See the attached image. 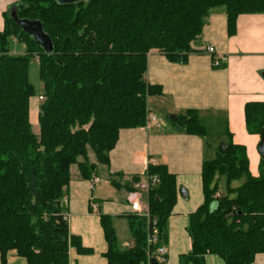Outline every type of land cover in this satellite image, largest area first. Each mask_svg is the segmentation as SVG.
<instances>
[{
	"label": "trees",
	"instance_id": "16d2710c",
	"mask_svg": "<svg viewBox=\"0 0 264 264\" xmlns=\"http://www.w3.org/2000/svg\"><path fill=\"white\" fill-rule=\"evenodd\" d=\"M224 8L230 34L241 14L264 13V0H19L5 15L0 32V253L2 264L15 250L28 264H69V252L89 254L79 236L70 232L64 197L71 167L90 178L97 162L109 164V153L123 129L142 127L150 113L148 99L162 87L147 80L148 56L158 51L171 60L186 61L199 50L192 42L202 34L212 11ZM40 20L54 44L45 53L11 16ZM26 45L13 53V39ZM38 58V59H37ZM38 64L42 93L30 81ZM40 96L34 132L30 100ZM251 133L264 128V103L246 104ZM188 133L206 135L195 110L178 118ZM82 158V159H80ZM160 181L148 194L150 222L128 216L133 243L121 248L112 217L101 214L108 264H149L150 256L168 242L169 218L178 197L175 174L165 165L149 166ZM226 178L227 193L217 195ZM243 180L234 187L233 183ZM204 201L191 214L192 240L181 264H207L209 254L226 264H251L264 253V167L249 171L246 148L228 143L202 166ZM156 220L158 241L148 243L149 224ZM162 264H165L162 262Z\"/></svg>",
	"mask_w": 264,
	"mask_h": 264
},
{
	"label": "crops",
	"instance_id": "0c3cea01",
	"mask_svg": "<svg viewBox=\"0 0 264 264\" xmlns=\"http://www.w3.org/2000/svg\"><path fill=\"white\" fill-rule=\"evenodd\" d=\"M18 2L0 0V32L5 27L6 13ZM210 45L215 48L214 55L206 50ZM192 47L199 51L184 62L171 60L158 51L148 56L147 80L162 87L161 95L148 99V109L158 118V124L146 122L142 127L123 129L109 153V164L98 163L97 158L91 161L97 168L90 178H83L79 167L73 173L71 167L64 197L69 228L92 252L79 254L71 247L69 264H108L101 214L112 217L121 248L132 245L128 220L135 214L132 204L139 203L142 211L149 209V192L134 184L149 175L152 164L167 166L178 183L177 202L168 224L165 264H181V255L192 248L188 227L191 214L204 201V161L215 158L219 149L232 142L246 148L251 175L258 176L264 167L259 152L261 133L248 130L245 113L247 103H264V13L241 14L236 32L230 34L225 9H216ZM215 57L221 66L214 65ZM189 110L196 111L208 130L206 135L188 133L179 124L178 118ZM221 142L226 146L219 147ZM238 181L241 184L243 180ZM206 262L226 264L213 254L206 256ZM6 264L28 263L12 250ZM251 264H264V253L257 254Z\"/></svg>",
	"mask_w": 264,
	"mask_h": 264
},
{
	"label": "built area",
	"instance_id": "2783aa9c",
	"mask_svg": "<svg viewBox=\"0 0 264 264\" xmlns=\"http://www.w3.org/2000/svg\"><path fill=\"white\" fill-rule=\"evenodd\" d=\"M13 41H17L15 38ZM207 52L214 55L215 54V48L214 46L210 45L206 48ZM214 65L215 66H221V62L219 58L214 59ZM147 122L158 124V118L155 115H152L149 113L147 117ZM98 180V178L95 179V181ZM160 179L158 176H151L147 175V177L141 181H138L134 184V187L140 190H144L146 192H149L150 189L159 183ZM219 195V194H217ZM66 202V200H65ZM132 210L135 212V214L140 216H145L148 218L150 222V210L147 209L146 211H142V208L139 203L135 202L132 204ZM158 234H159V228L156 220H152L149 224V233H148V243H156L158 241ZM167 256V247L166 245H161L158 247V249L155 251V256H150L149 264L152 259H157L161 264L162 262L166 261Z\"/></svg>",
	"mask_w": 264,
	"mask_h": 264
},
{
	"label": "rangeland",
	"instance_id": "374dc122",
	"mask_svg": "<svg viewBox=\"0 0 264 264\" xmlns=\"http://www.w3.org/2000/svg\"><path fill=\"white\" fill-rule=\"evenodd\" d=\"M13 53H23L22 51L26 50V45L23 43H19L16 41H13ZM38 59V58H37ZM30 81L36 86L37 88V92L38 93H42V82L39 79V75H38V64L37 62H32L31 66H30ZM42 102V98L40 96H35L33 98H31L30 100V116H31V120L33 122V130L36 133H39V124H38V120L36 121L37 117V113L39 114V106ZM219 147L223 146V142L218 143ZM88 156H89V160H96V155L94 150L91 147H88ZM82 159V158H80ZM73 167V173H75L78 169V164H74L72 165ZM104 179V177H103ZM240 182L237 181L234 183V185H239ZM218 192L222 193V194H226L227 193V186H226V178L225 176H221L219 178L218 181Z\"/></svg>",
	"mask_w": 264,
	"mask_h": 264
},
{
	"label": "water",
	"instance_id": "95a60500",
	"mask_svg": "<svg viewBox=\"0 0 264 264\" xmlns=\"http://www.w3.org/2000/svg\"><path fill=\"white\" fill-rule=\"evenodd\" d=\"M84 0H57L60 4L77 3ZM11 16L14 21L25 31L34 41L43 48L45 53H52L54 51V44L51 37L45 32L43 23L40 20H30L27 18H20L15 9L12 10ZM225 147L226 144L223 143ZM259 152L264 158V128L261 132V141L259 144ZM150 264H161L157 259H152Z\"/></svg>",
	"mask_w": 264,
	"mask_h": 264
}]
</instances>
